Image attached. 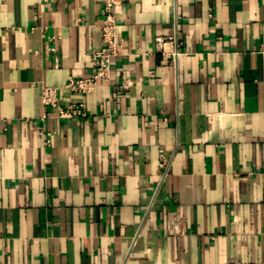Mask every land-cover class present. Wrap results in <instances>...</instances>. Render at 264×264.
Segmentation results:
<instances>
[{"label":"crops","instance_id":"crops-1","mask_svg":"<svg viewBox=\"0 0 264 264\" xmlns=\"http://www.w3.org/2000/svg\"><path fill=\"white\" fill-rule=\"evenodd\" d=\"M110 1L0 0V264H264V0H114L73 92Z\"/></svg>","mask_w":264,"mask_h":264},{"label":"built area","instance_id":"built-area-1","mask_svg":"<svg viewBox=\"0 0 264 264\" xmlns=\"http://www.w3.org/2000/svg\"><path fill=\"white\" fill-rule=\"evenodd\" d=\"M114 0H111L107 7V18L103 28L104 47L102 50L94 54V66L96 73L88 79L70 80L67 87L76 93H92L100 80H107L110 77L112 59L116 55L117 36L116 22L112 9ZM160 46H164L165 40H158ZM42 101L46 107H55L60 110V114L64 118L72 116L71 109L64 110L59 105V89L53 87H45L42 91Z\"/></svg>","mask_w":264,"mask_h":264}]
</instances>
